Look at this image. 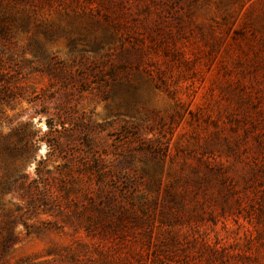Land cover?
Instances as JSON below:
<instances>
[{"label": "rangeland", "instance_id": "rangeland-1", "mask_svg": "<svg viewBox=\"0 0 264 264\" xmlns=\"http://www.w3.org/2000/svg\"><path fill=\"white\" fill-rule=\"evenodd\" d=\"M0 9V264H264V0Z\"/></svg>", "mask_w": 264, "mask_h": 264}, {"label": "trees", "instance_id": "trees-1", "mask_svg": "<svg viewBox=\"0 0 264 264\" xmlns=\"http://www.w3.org/2000/svg\"><path fill=\"white\" fill-rule=\"evenodd\" d=\"M13 21L14 19L10 14L0 9V39L7 37L10 31L9 28L12 26L10 23H13Z\"/></svg>", "mask_w": 264, "mask_h": 264}]
</instances>
